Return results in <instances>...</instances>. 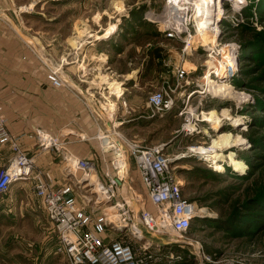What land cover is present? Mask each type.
I'll use <instances>...</instances> for the list:
<instances>
[{"label":"rangeland","instance_id":"rangeland-1","mask_svg":"<svg viewBox=\"0 0 264 264\" xmlns=\"http://www.w3.org/2000/svg\"><path fill=\"white\" fill-rule=\"evenodd\" d=\"M167 1L0 0V25L10 33L17 32L23 40V56H32L34 68L25 70V78L48 80L53 88L73 87L84 106L85 98L90 99L95 114L117 102L116 111L138 123L127 127L123 136L142 146L162 144L163 152L171 158L181 193L195 202L197 216L184 234L157 233L143 227L144 239L158 246L153 259L145 264H264V234L254 242L234 235L227 222L233 200L251 196L264 179V160L252 174L247 172L249 164L244 160H256L257 149L248 134L264 133L263 125L253 118L264 115L262 109L258 110L264 102V90L247 84L243 69L254 64L239 61L240 47L234 41L238 24L264 29V19L260 22L264 14L259 15L264 12V0H215L205 34L196 31L198 0H173L175 5ZM223 18L225 24L221 25ZM180 66L185 75L176 85V68ZM28 70H32V76ZM221 70L225 72L223 77L216 74ZM208 71V79H204ZM136 80L138 83L133 85ZM208 83H225L220 85L226 87L222 90L225 94L206 91ZM163 90L168 91L173 105L161 114L153 113L148 97ZM212 111L222 119L218 130L204 119ZM230 117H238L240 123L231 125ZM183 126L193 130L186 133ZM223 132L241 137L223 152L233 151L234 159L244 163L242 170L233 169L226 158L215 168L214 153L198 151L200 147L208 148L211 140ZM124 159V191L127 195L130 188L144 192L134 162L127 156ZM108 164L115 172L111 160ZM61 166L65 175L69 173L74 181L79 180V186H75L78 195H90L92 186L84 179L88 175L72 164ZM88 178L93 184L95 172ZM8 193L0 197L2 210L5 206L0 221L14 224L17 229L0 230V264H45L34 235L20 227L21 217L8 208ZM104 202L100 200L99 204ZM81 203L85 205L84 200ZM144 205L153 208L146 200ZM35 220L40 224V219ZM28 232L29 237L25 234ZM112 236L118 239L117 233ZM119 238L126 239L135 250H142L144 240L130 234ZM14 248L15 253L11 251ZM64 258L62 264H67Z\"/></svg>","mask_w":264,"mask_h":264},{"label":"built area","instance_id":"built-area-1","mask_svg":"<svg viewBox=\"0 0 264 264\" xmlns=\"http://www.w3.org/2000/svg\"><path fill=\"white\" fill-rule=\"evenodd\" d=\"M167 2L176 4L173 0ZM184 75L181 66L176 68V85ZM53 81L58 85L56 80ZM148 103L153 113L161 114L171 108L173 100L168 91L163 90L152 93ZM183 127L187 133L189 129ZM35 134L40 148L58 152L65 164H72L88 175L84 179H88L87 184L92 186L90 195L80 196L94 207L102 206L96 216H92L91 212L97 208L91 209L89 214L80 207L75 197L70 196L73 187L79 186V180L73 181L69 173L70 184L60 186L51 185L48 172L35 174L34 193L56 237V252L66 257L67 264H145L153 259L158 246L144 239L143 227L157 233L184 234L197 216L196 204L182 195L181 182L176 178L171 158L163 152L162 144L142 146L121 135L117 139L103 135L104 144L113 152L111 164L115 168L114 176L105 173L108 180L104 182L97 176L94 161L73 156L67 151V142L60 136L40 129ZM4 143L9 144L13 155L0 169V197L9 191L14 180L27 177L33 168V158L22 150L18 137L7 129L5 118L0 114V144ZM124 156L134 162L144 187L143 194L132 188L126 196L120 191L126 183L124 172H120L121 164H125ZM92 171L96 181L89 184L88 177ZM100 200L105 202L99 204ZM145 200L152 205V209L144 205ZM108 226L124 227L118 231V239L110 232L105 233ZM124 234L144 240L142 250H135L126 239L119 238Z\"/></svg>","mask_w":264,"mask_h":264},{"label":"crops","instance_id":"crops-1","mask_svg":"<svg viewBox=\"0 0 264 264\" xmlns=\"http://www.w3.org/2000/svg\"><path fill=\"white\" fill-rule=\"evenodd\" d=\"M23 48L21 36L17 32L10 33L0 25V114L5 118L7 129L18 137L22 150L33 158V168L30 174L11 183L8 193L11 204H8V208L11 207V213H17L21 217L18 219L23 222L20 227L28 228L34 235L33 238L37 240L34 241L37 243L42 262L62 264L65 259L64 255L56 252V237L44 208L34 193L33 185L35 174L44 172L49 173L52 186L70 184V180L61 166L65 164L62 155L40 148L37 143L36 130L40 129L43 132L60 136L67 142V151L73 156L92 159L96 165L97 176L106 182L108 176L105 173L114 176L115 172L112 168L109 169L108 160L113 158V152L104 144L103 135H108L112 139L117 138L118 135L123 136L127 127L138 125V123L137 119L122 117V113L116 111L117 102L112 104L110 109L101 110L95 114L90 99L85 98L87 106H84L79 93L73 87L71 90L67 87L53 88L48 80L25 78L27 75L25 70L34 67L32 56H23ZM28 72L32 76V70ZM137 83L138 80L134 81L133 85ZM119 94L120 91L116 95ZM12 155L8 143L0 144V167L5 166ZM71 179L74 181L73 178ZM125 179L127 182L126 177ZM125 185L123 183L120 187L124 196L127 195L123 189ZM137 192L140 191L137 190ZM70 196L75 197L79 206L87 213H92V216L100 213L102 206L94 207V204H89L78 195L75 186ZM83 200L85 205L81 203ZM32 202L35 204L32 205ZM91 209L95 210L91 212ZM4 210L5 206L3 210L0 206V214ZM35 219H40V224ZM4 228L15 230L16 227L9 222L0 221V230ZM118 231L110 226L105 233L115 234L119 233ZM25 234L28 237L31 235L30 232ZM26 239L29 238L26 237ZM16 243H14L15 247ZM15 249L17 248L11 251L17 252Z\"/></svg>","mask_w":264,"mask_h":264},{"label":"trees","instance_id":"trees-1","mask_svg":"<svg viewBox=\"0 0 264 264\" xmlns=\"http://www.w3.org/2000/svg\"><path fill=\"white\" fill-rule=\"evenodd\" d=\"M261 14L264 12L259 13L260 16ZM248 17L245 16V18ZM262 19L264 18L261 17L260 22ZM220 24H225L224 18L221 19ZM237 27L239 32L234 41L240 47L239 61H243V64L247 62L254 64L252 67L243 69V77H245L248 85L251 84L264 90V29L256 30L247 23L238 24ZM259 101L261 100L259 99ZM262 103L258 110L264 111V102ZM253 118L255 123L264 127V115H254ZM262 134H248V138L253 141L255 149H257L254 153L256 159L254 163L248 158L244 159L249 164V171H247L249 174L256 171L261 165L260 161L264 160V133ZM231 208L232 212L227 216V222L231 224L234 235L246 236L249 240L255 239L253 241L257 242L264 234V179L257 184L251 196L245 197L242 201L240 199L233 200Z\"/></svg>","mask_w":264,"mask_h":264},{"label":"bare ground","instance_id":"bare-ground-1","mask_svg":"<svg viewBox=\"0 0 264 264\" xmlns=\"http://www.w3.org/2000/svg\"><path fill=\"white\" fill-rule=\"evenodd\" d=\"M214 3H215V0H198L197 6L199 8H198V11L195 15L196 18L199 19V21L196 25V31L197 32H204L203 34H205V32H206L205 29L206 28L209 29V27L211 25V22L209 23V21L211 20V16H212L211 15L212 13H210L211 12V5L213 6ZM216 29H217V25L212 28V30H214L213 33H216V31H217ZM210 30H211V28H210ZM233 55H235V54H233ZM230 57H232V56H230ZM209 71L206 73V76L204 77V79H208L207 74L209 73ZM216 74L220 77H223L225 75V72H224V70H221L219 72H216ZM209 82H211V81H209ZM220 85L225 86L226 84L221 83V84H215L214 86H212V85H209V83H208L206 89L205 88L204 89L206 91L214 92L215 94H219L220 96H222L223 94H225L224 92L222 93V90H224V88H226V87L222 88L223 86L220 87ZM204 119L207 120L208 123L210 124V127L215 129V130H218L220 128V126L222 125V119L213 111L209 115H207V117H204ZM223 123H224V121H223ZM229 123L231 125L235 126L238 123H240V119L238 117H230ZM188 129H190V131L193 130V128L191 126H188ZM205 133H208V132L205 130ZM240 140H241V137H239L237 135H236V137H233L230 133L223 132V133L218 134L217 137H215L211 140V145L208 148L200 147V148H198V151H200V152L203 151V153H208V152L214 153L213 154L214 160L212 161V163H214L215 168H217L220 165L219 161L226 158V159H228V161L231 164V166L233 167V169L242 170V168H244V163L240 160L234 159L233 151L229 150L228 153L223 152L224 147L231 145L234 142L238 143ZM217 148H219V150L216 151ZM121 166H122L121 169H123V172H124L125 164H124V166L121 164Z\"/></svg>","mask_w":264,"mask_h":264},{"label":"water","instance_id":"water-1","mask_svg":"<svg viewBox=\"0 0 264 264\" xmlns=\"http://www.w3.org/2000/svg\"><path fill=\"white\" fill-rule=\"evenodd\" d=\"M218 22H219V20H218ZM218 22H217V24H218ZM114 228L117 229V230H123L124 229V227H118V226H115Z\"/></svg>","mask_w":264,"mask_h":264}]
</instances>
